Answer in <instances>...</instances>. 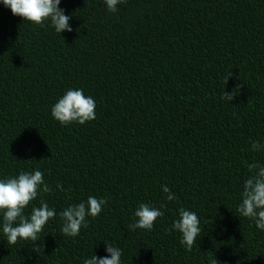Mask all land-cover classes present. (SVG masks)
Listing matches in <instances>:
<instances>
[{
    "label": "trees",
    "instance_id": "16d2710c",
    "mask_svg": "<svg viewBox=\"0 0 264 264\" xmlns=\"http://www.w3.org/2000/svg\"><path fill=\"white\" fill-rule=\"evenodd\" d=\"M59 7L71 32L24 21L0 0V179L42 171L52 191L24 214L40 199L57 213L38 253L30 240L7 243L0 212V264H84L109 256L106 243L121 264H264V230L237 211L248 164L264 165V150H252L264 145V0ZM70 89L95 100L94 120L52 116ZM89 196L107 203L65 235L60 212ZM141 203L164 215L152 230H129ZM181 208L200 220L191 251L170 231Z\"/></svg>",
    "mask_w": 264,
    "mask_h": 264
},
{
    "label": "clouds",
    "instance_id": "9594fccd",
    "mask_svg": "<svg viewBox=\"0 0 264 264\" xmlns=\"http://www.w3.org/2000/svg\"><path fill=\"white\" fill-rule=\"evenodd\" d=\"M2 2L5 7L11 9L13 15L22 17L24 21L43 25L50 19L57 33L73 30L69 24L70 16L59 7L61 0H2ZM105 3L110 12H116L117 6L126 3V0H105ZM228 76L225 77L226 83ZM233 96L234 91L232 93L225 91L222 98L232 100ZM95 107V100L91 96H85L83 89H70L54 104L51 114L62 125H69L73 122L84 124L96 118ZM252 150H264V145L259 141H254ZM248 168L253 175L244 182L242 202L237 211L240 216L254 219L256 227L264 230V165L255 162L248 164ZM57 187L64 191L62 184H58ZM161 187L162 191L168 194L169 201L176 199L175 194L167 185ZM51 191L52 189L45 183L44 174L40 170L31 173L21 171L16 177L0 179L2 232L8 244L15 245L18 240H30L34 242L32 251L38 253L42 251V245H37L36 241L39 240V234L47 222L56 217V210L50 208L43 199H40V206L32 209L30 216H26L24 210L33 200L37 199L41 192L47 194ZM106 203L107 198L97 199L95 196H89L87 201L70 205L62 210L59 214L64 221L62 232L70 237L78 236L82 227H88L86 218L98 216L102 211V206ZM163 215L160 209L147 203H141L134 213L137 219L127 227L133 231L138 228L152 230L154 222ZM173 229L182 234L181 244L187 251H191L201 232L198 215L181 208L179 218L173 222L170 231ZM106 245L109 256L98 257L94 254L91 258L85 259L84 264H121L122 250L109 243ZM211 264H217V260H212Z\"/></svg>",
    "mask_w": 264,
    "mask_h": 264
}]
</instances>
